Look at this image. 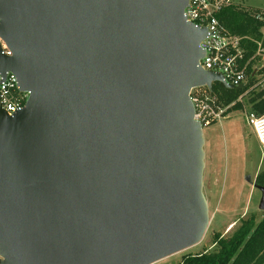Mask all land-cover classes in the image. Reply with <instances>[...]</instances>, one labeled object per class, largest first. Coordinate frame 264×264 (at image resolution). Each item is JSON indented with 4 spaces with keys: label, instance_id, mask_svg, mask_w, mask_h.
<instances>
[{
    "label": "water",
    "instance_id": "1",
    "mask_svg": "<svg viewBox=\"0 0 264 264\" xmlns=\"http://www.w3.org/2000/svg\"><path fill=\"white\" fill-rule=\"evenodd\" d=\"M187 3L0 0V72L29 93L0 113V264H155L202 240L189 92L248 84L199 66Z\"/></svg>",
    "mask_w": 264,
    "mask_h": 264
},
{
    "label": "rangeland",
    "instance_id": "2",
    "mask_svg": "<svg viewBox=\"0 0 264 264\" xmlns=\"http://www.w3.org/2000/svg\"><path fill=\"white\" fill-rule=\"evenodd\" d=\"M245 10L264 12V0H233ZM249 11V12H250ZM264 59L258 57L253 63L255 77L249 89L239 96L236 109L227 108L226 118L203 128L209 147L203 174V192L208 206V225L202 240L186 250L169 256L155 264H177L183 256L214 252V235L226 237L241 220L253 216L261 220L264 211L259 209L260 186L255 184L258 174L264 171V153L248 124L251 109L250 99L264 91V72L260 66ZM258 115V114H256Z\"/></svg>",
    "mask_w": 264,
    "mask_h": 264
},
{
    "label": "built area",
    "instance_id": "3",
    "mask_svg": "<svg viewBox=\"0 0 264 264\" xmlns=\"http://www.w3.org/2000/svg\"><path fill=\"white\" fill-rule=\"evenodd\" d=\"M232 5H235L233 0H188L184 17L187 22L207 31V37L199 44L204 52L199 66L205 71L220 74L226 84L238 86L248 84L250 69H253V63L258 57L264 59V50L256 43L255 52L246 57L248 48L245 41L248 39L232 35L221 25L220 15ZM0 55L11 56V51L1 37ZM28 97V92L20 91L14 74L0 72V113L11 116L22 110ZM189 99L194 110L193 119L202 129L226 118L227 108L220 107L216 97L206 87L191 89ZM247 121L264 153V114L250 113Z\"/></svg>",
    "mask_w": 264,
    "mask_h": 264
},
{
    "label": "trees",
    "instance_id": "4",
    "mask_svg": "<svg viewBox=\"0 0 264 264\" xmlns=\"http://www.w3.org/2000/svg\"><path fill=\"white\" fill-rule=\"evenodd\" d=\"M249 11L232 5L219 17L221 25L232 35L248 39L245 41L248 48L246 57L255 52L256 43L264 50V12ZM260 69L264 72V65H261ZM255 74V71L250 69L251 76L245 90L235 92L213 84L210 93L222 106L232 105L231 109H236L239 96L249 89ZM250 104L256 114H264V91L254 95ZM255 184L264 186V171L257 175ZM254 221L253 216L241 220L226 237L215 234L213 241L217 247L216 251L186 255L177 264H264V214L259 222Z\"/></svg>",
    "mask_w": 264,
    "mask_h": 264
},
{
    "label": "crops",
    "instance_id": "5",
    "mask_svg": "<svg viewBox=\"0 0 264 264\" xmlns=\"http://www.w3.org/2000/svg\"><path fill=\"white\" fill-rule=\"evenodd\" d=\"M251 41V40H250ZM252 42V41H251ZM256 137V136H255ZM204 140H205V144H204V152H205V164H206V156H207V153L211 154L210 152H213L214 148H210L209 145H208V141L206 140L205 136H204ZM257 140V138H256ZM258 142V140H257ZM259 144V142H258Z\"/></svg>",
    "mask_w": 264,
    "mask_h": 264
}]
</instances>
